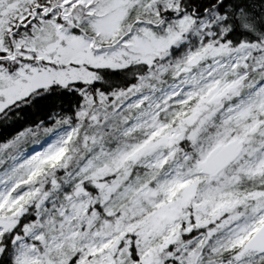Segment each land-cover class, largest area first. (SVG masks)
<instances>
[{
    "label": "snow or ice",
    "instance_id": "snow-or-ice-1",
    "mask_svg": "<svg viewBox=\"0 0 264 264\" xmlns=\"http://www.w3.org/2000/svg\"><path fill=\"white\" fill-rule=\"evenodd\" d=\"M0 264H264V0H0Z\"/></svg>",
    "mask_w": 264,
    "mask_h": 264
}]
</instances>
